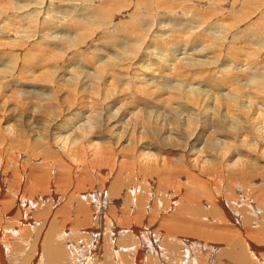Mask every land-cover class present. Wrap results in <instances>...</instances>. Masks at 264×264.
<instances>
[{"label":"bare ground","instance_id":"1","mask_svg":"<svg viewBox=\"0 0 264 264\" xmlns=\"http://www.w3.org/2000/svg\"><path fill=\"white\" fill-rule=\"evenodd\" d=\"M25 1L27 6H36L35 15L41 14V22L35 23L33 28L35 36L37 34L34 46L44 44V47L56 51L55 61L61 57L66 60L50 71L54 80H48L53 83L46 85L45 93L33 91L28 94L32 95L31 100L23 96L24 100L17 99L8 105L0 97V112L7 113L11 105L10 116L19 117L23 125V128L6 132L10 118L8 115L0 118V198L6 189L4 184L9 183L7 193L17 203L9 221L10 229L0 228V264L13 260L18 264H160L159 258L167 264H174L176 255L182 256L186 264H225L224 257L228 254L233 264H264V255H260L264 247L256 250L253 243L243 238L226 250L221 245L220 235L209 231L214 230L210 227L219 221L195 208L199 207V198L209 194L198 181L194 182L191 196L188 192L182 195L183 200L190 203L193 214L155 212L163 220L160 224H151L146 219V215L152 213L146 206L149 192L154 188H168L180 173L175 168L197 172L208 183L233 177L249 179L252 172L258 170H263L264 174V156L256 154L258 147L264 150V73L257 78L258 67L247 62L236 66L235 74L221 71V66L228 60L227 53L238 47L241 40L238 37L252 33L251 27L235 32L231 25L240 18L238 14L242 9L254 7L263 0H231L230 7L224 6L228 0L219 3L218 0L190 1L201 13L199 25L189 22V12L180 5L168 14L172 32L160 36L170 38L171 54L157 53V48L142 53L146 60L155 61L150 62V67L167 72L173 77L170 79L175 80L174 84L169 85L166 81L161 88H156L171 92L163 98L165 102L160 111L157 110L158 104L150 101L155 98V89L148 91L156 84L148 81L142 72L139 75L144 87L134 85L130 88L128 101L116 105V109H110L116 102L115 98L109 99L112 88L97 91L99 79H106L110 73L116 74L110 72L115 66L120 72L119 66L136 63L134 59L139 56L144 39L140 45L136 44L139 45L137 49L132 45L120 53L107 44H102L106 50L101 49L95 42L97 40L87 43L93 33L85 35L84 32V39L78 35L73 41L71 35L61 36L65 28L61 21L70 14L75 16L74 26L89 27L87 30L97 31L101 26L107 29L112 24L120 26V21L126 20L128 10L122 14L119 10L127 7L129 1L126 4V0H67L64 10L55 8L56 0ZM137 1L132 0L134 10ZM149 2L141 0V5L148 7ZM205 2L210 6L202 9ZM236 4L240 6L238 9ZM107 5H111L110 8L107 9ZM115 11L121 16L117 21L112 20ZM227 13L230 15L223 23ZM44 22L47 27L41 34ZM211 29L214 32L208 36ZM115 30L117 32L111 36L122 42L121 33ZM0 35L10 34L0 26ZM182 39L184 47L180 52ZM204 39L202 43L192 45ZM83 40L87 41L86 46L84 42L82 44ZM77 44L84 49L91 45L98 47L97 52H106L109 60H104L91 71L85 70L82 67L84 59L76 58L84 55L80 53L83 48L77 49ZM187 48L192 50L186 51ZM220 50H223L222 54ZM209 52L211 55L207 56ZM221 55L224 57L220 58ZM261 62L264 65V61ZM72 65L82 68L69 69ZM135 68L138 73L139 68ZM123 75L127 74L124 72ZM196 77L202 78L201 81L209 84L212 90L224 89L223 86L231 81L239 85L236 89L233 87V91L213 98L210 88L188 83ZM126 79L130 82L131 78ZM12 81L0 78V95L13 93L9 86ZM77 84L81 90L75 93ZM62 86H67L70 91H64ZM85 90L89 94L83 96L81 93ZM259 96H263L262 100H258ZM209 100L212 105L207 106ZM71 101L83 107L66 116ZM85 103L91 106H85ZM234 109L240 110L238 115L244 121L231 113ZM60 128L63 129L56 132ZM98 136L104 138V144H99ZM178 150L182 154L178 155ZM165 153L176 155V159L182 156L184 163H170L169 155L166 157ZM249 157L258 158L261 163L257 166L248 160ZM52 158L55 162L51 161ZM5 175L9 178H4ZM55 186L61 187H58L59 192L52 191ZM211 191L212 201L220 204V193L215 189ZM176 193L165 192L169 201H176ZM25 201L30 208L26 204L24 209ZM134 204L139 208L133 210ZM38 214L48 216L38 218ZM28 216L33 217V224L23 223ZM56 216H60L57 221ZM60 220L63 226L59 225ZM66 221L75 226L76 234L82 236L80 252L74 253L75 243L70 245L72 234L65 237V232L69 231ZM208 240L212 242L208 243ZM73 253L77 254L76 261L71 258Z\"/></svg>","mask_w":264,"mask_h":264},{"label":"rangeland","instance_id":"2","mask_svg":"<svg viewBox=\"0 0 264 264\" xmlns=\"http://www.w3.org/2000/svg\"><path fill=\"white\" fill-rule=\"evenodd\" d=\"M81 1L82 0H80V2ZM126 1H127L126 4L129 1L130 4L128 3V6L129 5L130 6L129 7L127 6L129 9L127 7H124L123 10L122 9L119 10L121 14L122 11L127 12L128 10L125 16L126 20L124 21L121 20L120 26H113L112 24L110 27H107V29L105 28V26H103L104 28L102 26L101 27L98 26L100 29L98 30L96 29L97 31H95V29L92 30L91 28L90 30H87L89 29V27L87 28L85 26H78V25L74 26L73 21L75 20V16H73V14H70L69 17H66L61 21V25L65 27L61 36L65 38L71 35L70 38L72 40L74 39V37H77L78 35H82L84 32L85 35L87 33L90 35L91 33H93L91 37L87 35L88 37H90V38L86 37L88 38V42L84 40L81 41L82 44L84 42L85 44L84 46H86L87 45L86 42L89 43L90 40L91 41L97 40L95 42L98 44L99 47H101V49L106 50L102 46V44L104 45L107 44L112 48H116L120 53L124 48H127L129 50V48H131L132 45L135 46L134 49H137L138 46L141 44L140 43L141 40L144 39L145 41L142 42L145 43L141 46V49L139 50V56H137L134 59L137 60L136 63L133 64V66H128L126 64L123 65V67L119 66L122 72L121 71L118 72L117 66H115V68H113L112 71L110 72H114L116 74L113 75L110 73V76H108L106 79H99L100 85L97 86V88L99 89L97 91L101 92L102 90V92H105L106 89L112 88L113 92L110 93L109 99L115 98L116 102L114 103V106H112L110 109L111 110L113 108L116 109L117 107L116 105L124 104L128 101L127 97L129 95L130 88L132 89L134 85L140 88L142 86L144 87L143 84L144 81L140 78L141 76L139 75L142 72L144 75H146V78H149L148 81H152L156 84L148 91L155 89L156 93L155 95H153L155 96V98L150 101L156 102L158 104L157 110L160 111L161 109L163 110L162 105L165 102L163 98L168 97L171 92L165 90H159V89L156 90V88H161L162 84L166 81L168 82L169 85L174 84L175 80L172 81L170 78L173 77L168 75L167 72H160L158 71V68L155 69L153 67H150L149 66V64H151L150 62H155V61L146 60L144 57H142V53L149 52L150 50L154 51V48H157L158 51L157 53L164 52V54L166 53L167 55L171 54L172 44L170 43V38L169 37L165 38L166 35H162V36L160 35L167 32H172L171 31L172 23L169 21V18L167 17L168 14L172 13L173 9H175L176 6L178 5L182 6V8L187 12H189L191 16L195 15V17H191L190 15L189 18L187 17L189 22L194 23V25L198 24V19L199 21L201 20V13H199L198 10L196 11V8H194L191 5L192 3L190 1H195V0H147L150 1L149 3H147L148 7H144L143 5H141V0H139L135 3L138 4L136 10H134V6L131 7V5H133L132 0H126ZM219 1H223V0H218V3ZM54 2H58L57 4H55L56 5L55 8L64 10V8H67L66 6L69 1L56 0ZM230 2L231 0H228L227 5L225 4L224 6L230 7ZM109 3H113V2L109 1ZM263 3L264 0L262 3L258 5L255 4L256 6L251 7L252 9L250 8V6L247 9H242L241 12L238 14L240 18H237L235 24L231 25L232 26L231 30H236L235 32H237V30L243 29L244 27H251L252 33L243 34L242 36L238 37L241 38V40L238 41V47L233 50H230L229 53H227L226 58L228 60L225 61L221 66L222 72L226 74H235L236 66H241L243 63L247 62L248 64L250 63L251 66L258 67L257 78L258 76L264 73V65L261 62L264 61V6H263L264 4ZM22 4H24L25 6H20ZM85 4H87V2ZM239 4H236L235 7L236 8L237 6L240 7ZM110 6L111 5H107L106 8L108 9L110 8ZM205 6L207 8V6L209 7L210 5H208V3L205 2V5L202 6L201 8L206 9ZM258 6H260L261 9ZM211 8L215 10L213 7ZM36 10H37L36 6L35 7L27 6V1L25 0L23 1L0 0V26L10 34L9 36L0 35V75H1L0 78H2L4 81L13 80L9 85L13 93L8 94L7 96L6 95L4 96L3 93L0 95L2 100L6 102V105L13 103L17 99L24 100L23 96H27L28 100H31L32 95L28 96V94H30L33 91L34 92L39 91L45 93L47 88L46 85L53 83L48 80L51 81L54 80L50 71L52 70V68L53 69L56 68L55 66H57V64L65 63L64 60H66V57H61L58 58L59 59L58 61H55L57 57L54 56V53L56 51L53 50L52 48L44 47L45 46L44 44L41 47L34 46L35 44H33V42L37 34L35 36V32L33 28H35L34 26L36 24H39L41 22V14H38V16L37 14L35 15ZM215 12L218 13V11L216 10ZM225 12L227 11H224V13ZM52 14L53 13L51 12V17L53 16ZM113 14L114 16L112 20L117 21L121 18V16L118 15L119 13L117 11L113 12ZM218 14H222V13H218ZM179 15L180 14H178V16ZM227 15H230V13L225 14L222 21L223 23ZM85 16L88 17V15ZM38 19L40 21H38ZM102 21H104V19ZM116 21L113 22L115 23ZM46 27L47 24L46 22H44L40 31L41 34H43L46 31L45 30ZM115 29L119 30V32L121 33L122 42L118 38H114L111 36L112 33L117 32ZM197 29L199 28L197 27ZM217 30L219 31L221 30L219 26H217ZM213 32L214 30L211 29L210 34H208V36H210L211 33ZM12 33L15 34L14 37ZM85 35L80 36V38L84 39ZM98 37L99 39H97ZM13 39H15L16 41H14ZM253 39H256V41H254ZM100 41H102V43ZM146 41H148V43L145 47ZM203 41H205V39L196 42L192 45L200 44ZM162 42H166V43L164 45H160ZM182 42L183 39L180 45L182 44ZM226 43L227 42H225L224 44L227 45ZM80 45L81 44H77L78 46L77 49L83 48V51L80 53L81 54L84 53V55L76 58L84 59L83 62L85 61V63H82L83 69L85 68V70L91 71L93 70V67L102 63L104 60L105 61L109 60V58L106 55V52L104 51L97 52L96 49L98 47L96 48L95 46L91 45L87 49H84V47L81 48ZM159 45L161 49L159 48ZM32 46L34 47L31 48ZM183 47H184L183 45H181L180 48L178 47L180 52L183 51ZM225 48L226 46L224 47V49ZM45 49L47 50V52ZM189 50L192 49L187 48L186 51ZM223 50L222 52L220 50L221 54L223 53ZM51 51H54L52 55H50ZM79 51L80 50L76 51V53L78 54ZM181 55L182 54H180L179 56ZM206 55L210 56L211 52L207 53ZM222 57L224 56L221 55L220 58ZM98 58H100L101 60H99ZM202 58L205 59L206 57H202ZM227 64H231V65L227 66ZM72 67H77V65L74 66L72 65L71 68L69 69H72ZM82 67L78 66L76 69H81ZM135 67L139 68L138 73H135L137 70V68ZM230 69H232V71ZM124 72L125 74H127L125 76L131 78L129 79L130 82L126 81L127 77L123 75ZM60 74H64V73H60ZM65 75L68 76L67 74ZM5 77H9V78L5 79ZM201 80L203 79L200 77H196L194 79L189 80L188 83H190V85L192 86H198L202 84L201 88L211 89L209 84H205V82ZM243 82L244 80L240 83ZM237 85L239 84L231 81L223 86L224 89H217V90L211 89V92L213 93L212 97L214 98L217 94L227 93L230 90L233 91V87L236 89ZM62 88L66 92L70 91V88H68L67 86H62ZM75 89H76L75 93H77V90L80 89L78 84L77 87H75ZM81 94L83 96H86L89 93L87 90H85L82 91ZM262 98L263 96H259L258 100H262ZM210 101L211 100L207 102V106L212 105ZM105 102L106 101H104V103ZM213 102H215L214 99ZM87 103H89V100ZM87 103H85V106L86 105L91 106V104H87ZM68 106L70 107L68 109L69 112L67 113L66 116H68V114H71L75 111L81 110L83 107V105L76 104L72 101L71 103L68 104ZM11 107H12L11 105L8 106L7 113L0 112V118L4 117L5 115H8L10 118V121L8 122L9 124H7L5 128L6 132L9 131L12 132L16 128H23L22 122L19 117L10 116L12 114V110L9 108ZM231 113L234 114V116L239 120L244 121V118L238 115L240 113L239 109L238 110L234 109L231 111ZM164 114L165 116H167L166 113ZM170 119L171 117L169 118V120ZM62 129L63 128H60L59 130H56V132ZM97 140L101 145L105 143V140L102 136H98ZM196 148L197 147H195L194 149ZM177 154L178 155L182 154V151L178 150ZM256 154H258V156H264V150H260L258 147ZM8 155L11 156L10 154ZM165 155L166 157L169 155L167 158L168 160H170V163H176L175 165H177V162L179 161H182L184 163V158H182V156H179L178 159H176L177 156L171 153L168 154L165 153ZM4 160L6 161L7 158L5 157ZM248 160L251 163H255V165L257 166L259 163H261L258 160V158L253 159L252 157H249ZM51 161L55 162L53 158L51 159ZM65 162L69 164V161H65ZM175 169L180 172L178 175H176V180L168 188H154L153 191L149 192L150 195L146 198V206L148 207L149 212H152L151 214L146 215V219L151 224H160L163 222V220L160 219L161 216L157 215L155 212H161L164 214H179V213L193 214L189 207L190 203L188 201H184L182 195L183 193L188 192V194L191 196V190L193 188L194 182L198 181L206 187L209 194L207 196L200 197L199 198L200 200H198L199 207H195V208L206 215H213V219L219 221L216 225L210 227L211 229L214 230H209V231H214L220 235L221 245L224 247V249L226 250L230 249L236 244L237 241L243 238L253 243L256 247L255 248L256 250H261L262 247H264V174L262 173L263 170L252 172L253 174L249 179H243L241 177H233L229 179L224 178V180L212 181L211 183H208L197 172L190 170L183 171L181 170V168L179 169L175 168ZM4 178H9V176L5 175ZM1 185H3V183ZM4 185L6 189L4 191L3 196L0 198V217H1L0 222L1 220L3 221V223L1 222L0 224V228H4L5 230H7L10 229L9 227H11L10 226L11 223L9 221L12 219L14 215L13 210L14 208L17 207L15 206L17 205V203L15 202L16 200L7 193L9 183H5ZM58 187L59 186L57 187L55 186V188L53 187L52 188L53 190L52 189L51 190L53 192L54 190L56 192H59L57 191L60 190L58 189ZM211 189H215L220 193L221 195V198H219L221 202L220 204L212 201ZM171 191H177L176 201L175 200L169 201L167 199V195L165 194V192L170 193ZM26 204L30 208V205L25 201L23 204L25 205L24 209L27 208ZM11 205L13 206L11 207ZM138 208L139 206L134 204L132 209L136 210ZM133 214L136 213L133 212ZM9 215L11 216L9 217ZM40 216H44V214H38V218ZM46 216L48 215H45L44 217ZM57 217H59L58 219H60V216H56L55 217L56 221H57ZM27 219L23 220L24 221L23 223L26 224L27 222L29 224H33L34 222L33 217L28 216ZM67 221L65 223H67L66 225L68 226L69 231L65 232L66 235L65 237H67L69 234H72L70 245L75 243L76 246L75 245L74 246L76 247V251L74 253L80 252V250L83 248L82 236L76 234L77 229H75V226L71 225ZM59 225L62 226L64 225L62 224L61 220L59 221ZM62 228L64 229V227ZM198 228L204 231L206 229L200 227ZM80 231L83 232V230ZM78 239L80 240V242ZM211 242L212 240H208V243ZM74 253L71 256V258H73V260L76 261L77 254L74 255ZM260 255H264V249L262 250ZM176 256H177V260L174 262V264H186V261L182 256L179 255ZM159 259H160V264H167L161 258ZM224 259L226 260L225 264H233L231 260V256L229 254L226 257H224ZM14 261L15 260H13L12 263H8V264H18V262L16 261L14 262Z\"/></svg>","mask_w":264,"mask_h":264}]
</instances>
